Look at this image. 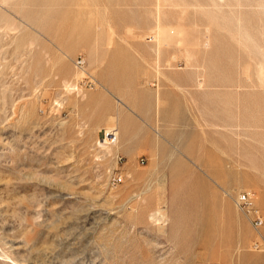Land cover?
I'll return each mask as SVG.
<instances>
[{"label":"rangeland","instance_id":"1","mask_svg":"<svg viewBox=\"0 0 264 264\" xmlns=\"http://www.w3.org/2000/svg\"><path fill=\"white\" fill-rule=\"evenodd\" d=\"M0 264H264V0H0Z\"/></svg>","mask_w":264,"mask_h":264},{"label":"built area","instance_id":"2","mask_svg":"<svg viewBox=\"0 0 264 264\" xmlns=\"http://www.w3.org/2000/svg\"><path fill=\"white\" fill-rule=\"evenodd\" d=\"M76 66L80 65V62H75ZM236 208L250 218L251 225L256 228L261 225V218L252 208L251 195L248 192L240 193L235 198Z\"/></svg>","mask_w":264,"mask_h":264},{"label":"bare ground","instance_id":"3","mask_svg":"<svg viewBox=\"0 0 264 264\" xmlns=\"http://www.w3.org/2000/svg\"><path fill=\"white\" fill-rule=\"evenodd\" d=\"M109 135L110 133H106V136H109ZM111 142H113V140L107 138L104 143H111Z\"/></svg>","mask_w":264,"mask_h":264}]
</instances>
